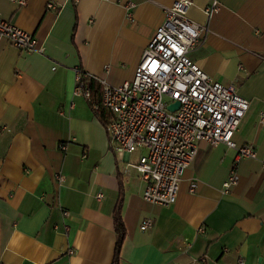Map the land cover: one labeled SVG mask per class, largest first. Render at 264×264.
<instances>
[{
	"label": "crops",
	"instance_id": "0c3cea01",
	"mask_svg": "<svg viewBox=\"0 0 264 264\" xmlns=\"http://www.w3.org/2000/svg\"><path fill=\"white\" fill-rule=\"evenodd\" d=\"M177 1L0 0V16L42 49L0 42V264H113L116 212L126 229L120 264H264V0H219L210 19L213 0H191L189 18L207 31L190 57L250 102L234 141L257 158L238 161L235 150L201 142L175 204L143 199L130 164L145 151L118 153L105 125L111 114L101 118L74 95L77 70L93 77L94 102L97 79L132 80ZM145 219L153 225L142 231Z\"/></svg>",
	"mask_w": 264,
	"mask_h": 264
},
{
	"label": "built area",
	"instance_id": "2783aa9c",
	"mask_svg": "<svg viewBox=\"0 0 264 264\" xmlns=\"http://www.w3.org/2000/svg\"><path fill=\"white\" fill-rule=\"evenodd\" d=\"M11 1L19 6L27 3V0ZM191 7V0H179L165 7L164 21L144 51L133 79L120 86L97 79L100 102L93 101L86 83L93 77L76 71L74 95L84 97L95 112L104 110L111 114L106 130L115 150L122 154L145 151L130 166L145 184L143 199L153 205L169 206L177 202L181 182L196 159L201 142L235 150L238 161L257 158L252 146L238 147L234 141L250 102L239 95L237 85L217 81L190 57L207 31L189 18ZM48 9L58 10L54 3H49ZM219 11V0H213L205 10L209 19ZM4 39L20 51L42 52L33 34L0 16V42ZM175 102L180 104L179 109L169 110ZM259 122L264 125V111ZM66 148L60 146L63 151ZM63 179L59 176L60 181ZM236 181L233 173L225 188ZM197 188L198 184L192 183L190 192L195 193ZM63 214L69 215L67 211ZM152 225L151 219H145L140 229L146 231ZM238 264L245 263L240 260Z\"/></svg>",
	"mask_w": 264,
	"mask_h": 264
},
{
	"label": "trees",
	"instance_id": "16d2710c",
	"mask_svg": "<svg viewBox=\"0 0 264 264\" xmlns=\"http://www.w3.org/2000/svg\"><path fill=\"white\" fill-rule=\"evenodd\" d=\"M96 113L101 118H104V116H105V114H103V112H101V111H98ZM107 122H105L106 126L108 124ZM115 231L117 233L118 240H117V244H116V253H115V259H114L113 264H120V252H121V248L123 246V242L125 240L126 229H125L123 220H122L121 215L119 214V212L115 213Z\"/></svg>",
	"mask_w": 264,
	"mask_h": 264
},
{
	"label": "water",
	"instance_id": "95a60500",
	"mask_svg": "<svg viewBox=\"0 0 264 264\" xmlns=\"http://www.w3.org/2000/svg\"><path fill=\"white\" fill-rule=\"evenodd\" d=\"M180 107V104L178 102H175L174 104H172L170 107H169V110L171 111H176L178 110Z\"/></svg>",
	"mask_w": 264,
	"mask_h": 264
}]
</instances>
